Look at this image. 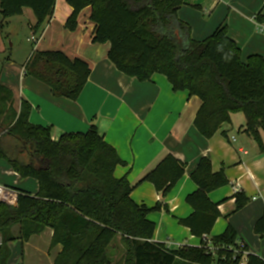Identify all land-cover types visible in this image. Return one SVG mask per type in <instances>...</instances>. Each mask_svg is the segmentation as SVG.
<instances>
[{
	"label": "trees",
	"instance_id": "obj_1",
	"mask_svg": "<svg viewBox=\"0 0 264 264\" xmlns=\"http://www.w3.org/2000/svg\"><path fill=\"white\" fill-rule=\"evenodd\" d=\"M56 0H0L3 18L33 11L39 37L52 18ZM72 12L65 28L75 31L80 12L91 8L95 24L92 44L109 43L108 60L140 82L154 74L167 77L175 92L198 96L201 106L194 120L197 131L210 139L232 113L245 117L244 132L259 149L264 147V57L251 55L242 61L241 51L220 25L208 38L193 40L192 29L178 17L184 0H68ZM263 16L260 12L257 19ZM25 75L37 79L54 97L77 100L88 82L91 68L85 60L69 58L59 50L33 51L23 65ZM31 105L23 100L19 109L12 90L0 84V160L6 161L21 179L32 178L38 191L16 189V206L0 203V264H8L9 243L25 244L30 237L51 229V248L61 245L53 264H239L240 258L215 260L198 247L168 250L155 242L156 223L148 215L159 211V203L148 208L131 199L134 187L128 175L115 176L125 162L92 125L85 133L69 132L52 140L50 127L30 122ZM185 175V163L166 155L141 182L152 183L167 197ZM197 191L186 196L193 213L180 220L194 237L209 235L221 216L219 204L209 195L227 186L223 170L212 171L204 157L192 174ZM236 211L248 204L242 192L235 193ZM264 238V212L254 225ZM238 235L228 226L213 237L216 245H232ZM122 246V248H121ZM121 248L114 260L110 251ZM245 264H264L248 253Z\"/></svg>",
	"mask_w": 264,
	"mask_h": 264
},
{
	"label": "crops",
	"instance_id": "obj_2",
	"mask_svg": "<svg viewBox=\"0 0 264 264\" xmlns=\"http://www.w3.org/2000/svg\"><path fill=\"white\" fill-rule=\"evenodd\" d=\"M56 1L52 18L35 42V51L59 50L71 59L85 60L91 68L88 82L77 100L54 97L48 86L25 75L24 63L17 65L13 58L6 57L5 61L0 60V84L12 90L16 107L19 109L21 102L27 101L31 105L30 122L50 127L55 141L65 133H85L95 125L125 162V166L117 168L115 176L128 175L134 187L131 194L134 203L148 208L160 204V210L149 214L148 219L156 223L153 240L169 251L198 247L200 243V238L194 237L179 221L193 213L186 203V196L197 191L191 176L199 161L208 158L212 171L223 170L228 180L227 186L209 195L214 204H219L221 213L209 236L217 237L231 226L247 250L264 260V238L253 231L264 212V156L256 150L249 153L247 144L256 143L244 129L238 138L231 135L232 118L241 113H232L229 123H224L212 138H204L194 124L201 106L198 96H190L187 91L175 92L164 75L154 74L151 80L140 82L120 72L108 60L109 43H91L95 29L90 20L91 8L83 9L76 30L68 31L65 23L72 8L68 0ZM184 3L177 11L178 17L192 29L193 40H204L225 24L229 37L240 48L242 61L251 55L264 57V0H184ZM260 12L263 16L258 20ZM17 23L33 33L37 18L33 11L24 8L21 15L5 19L0 3V55L8 52L7 43L14 38L13 31L5 29ZM168 154L185 163V175L163 198L152 183L141 180ZM6 169L13 175L14 184L19 185L20 177L10 165ZM0 183L8 186V180L2 177ZM239 192L254 204L249 202L236 211L233 196ZM52 235L53 231L46 229L24 245L19 241L9 243L11 256L19 255L20 250L22 260L26 256L30 264H53L62 246L57 245L51 254L48 247ZM121 252V248L110 251L115 260ZM11 256L8 264H18Z\"/></svg>",
	"mask_w": 264,
	"mask_h": 264
},
{
	"label": "rangeland",
	"instance_id": "obj_3",
	"mask_svg": "<svg viewBox=\"0 0 264 264\" xmlns=\"http://www.w3.org/2000/svg\"><path fill=\"white\" fill-rule=\"evenodd\" d=\"M10 28L11 29L6 28L5 32L10 31V30L13 31L12 34H13L14 38H12V39H10V41H8V43H7V51L8 52L5 55L1 54L0 60L5 61L6 57H11L14 59V61L17 63V65L23 64V63L25 64L26 61L31 57L33 51H35V43L32 44L31 42L28 41V39L32 36V34L30 33V31H28L27 26L24 27L23 24H20V23H17L16 25L11 26ZM36 38L38 41V39H39L38 36H36ZM1 63L2 62H0V72L2 70V67H1L2 64ZM5 73H6V70H5ZM17 87H18V85H17ZM232 125H233V132L231 135H235L238 138V135L241 134V131H243V129H245V127H246L244 115L242 113L241 114H235V116H233V118H232ZM240 137H242V136H240ZM249 137L252 138L254 143H256V145H252V143L250 145H248L246 143L247 147L249 149V153L252 154L254 152V150H256L263 157L264 156V150L261 151L259 149V146H258L257 142L255 141V139L252 136H249ZM259 137L261 138V142H262V145L264 147V130L259 131ZM247 142H249V141L247 140ZM250 142H251V140H250ZM7 167H9L7 162L0 160V177L8 180V186L16 188V189H21V187H23V189H26L27 191H29L31 193H33L34 191H37L38 183L35 179H32V178H22V179L19 178L20 179V181H18L19 185H15L13 182L15 179H14L13 175L10 174V172L7 173V169H6ZM263 170H264V168H263ZM1 185H3V184H1ZM249 202L254 204L253 200H250ZM249 202H248V204H249ZM253 231H254V229H253ZM16 242H18V241H16ZM16 242H14V243H16ZM49 248L51 250V254H53L54 248L51 249L50 245L48 247V250H49ZM121 248H122V246H121ZM111 256H112V254H111ZM113 257H115V256H113ZM11 258L13 260H17L18 264H30V262H31V260L26 256L22 260L21 255H20V250H19V255L14 254L11 256ZM120 258H121V256L118 254L116 256V260L120 259ZM114 260H115V258H114Z\"/></svg>",
	"mask_w": 264,
	"mask_h": 264
},
{
	"label": "built area",
	"instance_id": "obj_4",
	"mask_svg": "<svg viewBox=\"0 0 264 264\" xmlns=\"http://www.w3.org/2000/svg\"><path fill=\"white\" fill-rule=\"evenodd\" d=\"M32 36L29 38L31 43H35L37 41L34 32L31 33ZM39 38V37H38ZM19 192L10 186H4L0 184V203L8 204L10 206H16L19 199ZM199 249H203L206 253L210 254L215 260H225L226 255L230 253L231 259L235 260V258H240L239 264H245L247 261V256L249 251L246 248L244 241L237 239L234 246L232 245H216L213 242V238L209 235H202L200 238V243L198 245Z\"/></svg>",
	"mask_w": 264,
	"mask_h": 264
}]
</instances>
